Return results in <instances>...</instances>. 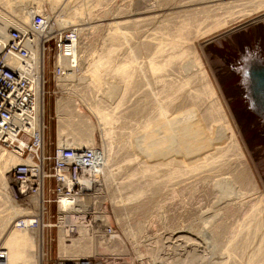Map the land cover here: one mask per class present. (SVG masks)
<instances>
[{
  "label": "rangeland",
  "instance_id": "374dc122",
  "mask_svg": "<svg viewBox=\"0 0 264 264\" xmlns=\"http://www.w3.org/2000/svg\"><path fill=\"white\" fill-rule=\"evenodd\" d=\"M53 1L55 2V4L53 3ZM130 1L131 0H57V3L55 0H8V2L6 0H0V16H9L15 20L16 24L20 26H22V24L26 22L18 20V18L15 16H17V13L18 15L21 13V9H23V5L26 3H28L29 5L33 4V7L37 5L35 7L36 10L40 9L41 7H47L56 10L55 12H58L60 10L64 12L66 11V13L75 12L74 16L76 17L74 19V23H78L81 28H84V32H81V55L83 57L80 60V69L78 73H76L74 76L71 75L72 77L67 81H62V83H60L61 89H57L54 86L51 75L52 65L51 63H49V53L46 54L47 66L45 74L47 82L45 84L46 127L44 153L49 156L53 154L55 146L58 142L59 131H65V133L69 134L70 130H73L75 133L83 136L87 132H91L93 134V142L91 146L100 148L103 155L104 164L103 173H99V177H101V189L97 190L98 187L95 189V196L97 197L94 196L95 198L91 202H94V204L89 206L92 215L87 218L89 221L92 218V221L90 223L93 224L94 229H91V227H87L85 225H81V222H84V220L82 221V219L80 220L76 216L69 217L67 211L71 207V204L69 206L65 204L61 205L59 223L57 204L55 201L50 200L45 202L46 212L44 220L46 223H51V225H46L45 227L43 226L44 228L41 227L39 231L26 229H22L23 231H20L19 229L21 228L19 227L15 229L16 224L14 223V221L17 219V217L21 216L24 213L19 207L23 208L24 205L29 202V200H27V198H18L12 191L13 182L11 173L14 169V166H16L18 162L9 170L3 169V163H1L0 264H59L61 258L79 261L86 260L87 262H89L88 264H217L215 262L218 260L217 256L221 255L223 251H226V246L228 248L230 247L229 245L232 244V246H234V250L232 246L228 248V250L231 249V254L235 252L233 256L234 258L236 257V263L234 264H246L248 261L252 262L250 264H264L263 257L262 260H253L251 258L249 260V255H251V253L254 252L257 247H260V245H264V239H262V237L264 238V227L262 226L257 228L258 226L256 227V225H251V227L255 226L257 230H255V227V229H251L250 227L249 230V226L248 228H246L249 221H247V223L243 222L244 218L247 216L246 213L249 212L246 206L249 205L250 201L256 199L257 196L263 193L262 190H264V183L258 177L259 175L253 162V157H251V151L250 149H248V144H245V142L247 143V141L243 140L240 134L241 132L239 128L236 127V123L234 121L233 125L235 127L237 135L241 140L242 145L244 146L246 155L249 161L251 163L253 162L252 166L258 180L259 191L257 189V191L245 190L244 192V189L240 188L239 190V188L236 187V189H234V193L238 192V195L240 194L239 200H232V202H230L229 204H226L225 202L217 203L220 188L215 185L218 181H222L225 177H229L230 174L227 173H231L233 166L235 165L234 163H236L235 161L238 162L237 153L231 145L232 141H230V136L227 133H222V124L221 122L218 123V121L214 123V126L216 129L221 131L223 136H225L222 137L221 140H218L225 143L227 147L230 145V148H227V150L229 149V151L226 150V154H224V157L229 160H224L225 163L222 169L215 173L199 175V177L197 174H195L197 175L196 177L195 175H190V177H188L185 173L183 174L182 170L179 174H177L176 177V174L171 171V167H165L166 169L163 168L164 164L161 163L163 162V160L162 158H160L161 156L159 157V150L161 147V139L163 136L162 130H164L166 126L163 122L158 124V126L156 124L158 122V120L156 119L159 114L158 110L160 111L159 107L162 98L159 97L161 95L155 94V96H158V98L156 97L155 99V96H153V94H147L148 91H145V84L147 81L144 80L148 76L146 74H150L147 73V60L148 57L150 58L151 56L150 51L145 50L146 48L142 44L143 39H145V36L147 35V33L145 32L146 28L144 27L143 23H141V25L136 28L135 26L130 25V22H127V25L122 24L124 26H120L121 29H117L112 26V23L115 22L116 18L121 17L119 20L122 21L123 19L125 21H129L131 20V18L134 19L136 17V12L142 13L150 5L157 4L158 0H135L136 2L138 1V4L140 2L138 6L139 9L138 7H135V2L134 8H132L130 6ZM245 4L249 6V2ZM245 4H243L244 6L239 5L237 7L243 6L246 8ZM11 7L13 9L16 8V11L11 10ZM130 7L132 8L130 10L131 13H128L130 12ZM236 10L237 12L239 11L238 8H236ZM236 10L235 14L237 13ZM253 10L248 9L246 10V13L244 12V14L236 16V18H231L229 21H227L228 23L222 25V27L220 26V28L218 27L216 28V30L213 29V31H210L209 33L201 36L200 43L214 39L216 38V36L219 37L220 35L226 33V31L234 29L245 23L256 21L258 19L264 20V6L255 8L254 11ZM242 12L243 10L240 11L239 14ZM126 15L129 16L127 17ZM109 22L111 23L110 25H108ZM125 27L127 28L125 29ZM113 28L114 31L121 30V32H125L127 30L128 32H125V37L129 38L128 40H126L128 42L122 43L123 45H120L119 47H117L114 42H111L109 40V34L111 33L110 30H113ZM122 40L124 39L122 38ZM198 46L200 48L199 44ZM247 49L248 50L244 51L240 49L241 51H243V53L239 54L240 56L234 59L236 61V64L240 63L241 58L243 60V65H246L248 61H252L254 56H256L255 54H252V52H250L251 50L249 48ZM263 49V46L257 48V52L259 53L257 55H261L260 53H263ZM243 54H248V57H243ZM203 58L212 76V80L214 81L218 93L223 99L225 107H227L225 100L227 101L228 97L225 95L226 92L224 89V85H222L221 83L222 79L220 80L219 76L215 74V69L213 68L214 66L209 61L208 57L205 55ZM244 61H246V64ZM117 62H119L118 68L122 74L124 73L125 75H127L128 73L131 74L132 72V75L128 74L125 79L124 76L121 75L123 76L121 77L123 80L122 83H119L122 86V92L119 96V99L115 97L117 96V94L113 90V84L118 80L117 75L113 74L114 66ZM121 62H126L127 65L126 63L125 65H122ZM101 68H105L107 72L100 87L96 90V88L92 87L93 84L92 82L90 83V81L92 80L88 75L90 73L97 72ZM256 68L260 69L263 68V66H260L259 64H256V66L254 67L252 66L248 74L250 75L251 72H253ZM137 82L140 83V86ZM135 85H137V87L139 86V88H135ZM195 86L196 85H194L193 87ZM198 90L200 89H197V91L195 92V96H197L198 98H200L199 96L203 97L201 94L203 91ZM187 93L189 94L188 91L179 94V100H176V104L173 105V111L177 109L178 103L180 104V102L187 101ZM83 95L87 97L91 95L90 98H92V109L84 102L81 103V108L84 115L82 117L72 116L71 118L73 120V123H71L72 125H68L66 120H70L71 118L66 116L65 113L72 108V101H81L82 98L80 97H82ZM123 99L126 101L121 102L123 101ZM138 100H140L144 104L138 102ZM116 101H120V104H117ZM101 102L103 103L101 104ZM200 102L196 99L195 103L197 107H199ZM121 104L122 106H120ZM145 104L146 106L144 108ZM253 105H255L253 109L251 107L250 108L259 117H262L263 114L257 110L258 107L256 104H254V101ZM110 106L112 108H110ZM137 106L139 107L137 108ZM134 109L137 110L138 114ZM116 110L117 113H114L116 112ZM132 111L134 112V115L132 114ZM149 113L153 114L150 115ZM177 116L180 117L179 114ZM140 117L142 120L140 119ZM146 117H148L149 119ZM149 120L151 121V123H148L150 122ZM144 121L145 123H143ZM151 125L155 126L153 127ZM66 128H68L69 130ZM69 136H71V134ZM84 144H87V142ZM151 144L155 147V149L156 147L157 149H159V153L156 151L157 149L154 150V147ZM9 152L12 153L11 151ZM230 161H233V163H231ZM51 165L52 159L46 158L44 161V169L47 173L51 172ZM180 174L182 177L180 176ZM44 181V197L52 198L54 194L50 189L54 187V178L51 175H45ZM128 184L129 186H131L130 189H128L129 186L126 187ZM119 185L125 186V188L121 190L122 192H125V194L121 192L122 194L119 196L124 195L126 197V194L129 192V190H131V194L135 196L134 197L132 195V197H134L135 199L133 198V200L125 203L122 206H116L114 203H112L111 196L113 192L111 191L115 190ZM125 189H127V191ZM241 190L243 192H241ZM90 201V198H85L81 201V203L87 202L84 203L86 205ZM84 215H87V213L83 214V218ZM101 218H104V222H106L107 225L111 226L110 229H113V234L108 233V228H106L108 230V234H105V232L99 228L98 224L102 222ZM57 223H59V225H57ZM87 225L90 226V224L88 223ZM205 225L206 228L210 225L216 228L213 229L214 245L212 244V246L215 247V251L213 250L206 253V255H209V259L208 257L198 259L187 249V247H190V241L187 243L186 247L185 242H182L185 238H183L184 236L180 234L188 236V234L193 232L192 234L196 233L197 235L199 232H202V230L205 231ZM67 230L70 234L68 236H66ZM85 232H87V234H85ZM87 236L92 237L93 244L94 246H96L95 248H97L99 245L102 247L103 253H85L83 244L79 243L77 240H79L80 237V240H84L83 237L86 238ZM59 238H63L66 240L60 242ZM5 240L7 243L5 242ZM23 251L25 254L23 253ZM21 253H23L24 255H21ZM21 257H23V259H21ZM224 258L225 256H223V259ZM232 263L233 261L228 264Z\"/></svg>",
  "mask_w": 264,
  "mask_h": 264
},
{
  "label": "bare ground",
  "instance_id": "6f19581e",
  "mask_svg": "<svg viewBox=\"0 0 264 264\" xmlns=\"http://www.w3.org/2000/svg\"><path fill=\"white\" fill-rule=\"evenodd\" d=\"M6 1L8 2V0ZM55 1L57 2V0ZM130 2H131L130 6L132 8H134V2H135V7H138L140 4V2L138 4V1L136 2L135 0L133 1L131 0ZM248 2H249V6L245 4ZM53 3L55 4L54 1ZM26 4L29 5L28 3ZM243 4L246 5V8L243 7L244 6ZM24 5H23V9H21V13L19 15L17 13V16L15 17H17L18 20L22 22H27L29 17L31 16L30 14L32 13V11L36 10L35 7L37 5L35 7L32 6L33 4L29 6L26 5L27 7ZM239 5H243V6L237 7ZM262 6H264V0H158L157 4L150 5L142 13L136 12V17L134 19L131 18V20L129 21L128 20L125 21L123 19L122 21V20H119L121 18L120 17V18H116L115 22L113 20L114 23H112L113 24L112 26L117 29L120 28V26H124L122 24L127 25L126 24L127 22H130V25H133L136 28L139 27L141 23H143L144 27L146 28L145 32L147 33V35L145 36V39H143L142 44L146 48L145 50L150 51L151 56L150 58L148 57V60H147V70H148L147 73H150V74H146L148 76L144 80V81H147L145 84L146 86L145 91L147 90L149 92V93L147 92V94H153V96H155V94L161 95L159 97H161L162 100L161 102L159 100L161 104L159 107L160 111L158 110L159 114L156 119L158 120V122L156 124L158 126V124L163 122L166 126V128L165 129L163 128L164 130H162L163 136L161 140L163 143L159 140L161 142L160 150L157 149V147H156L157 149L156 150L155 147L152 144L151 145L154 147V150H156L157 152L158 150L160 151V155L158 154L159 152L157 154L159 155V157L161 156L160 158H162L163 160V162H161L164 164L163 168L171 167L170 169L174 174H176L175 175L176 177H177V174H179L182 170H183L182 171L183 174L185 173L188 177H190V175L193 176L195 174H197L199 177V175L211 174V173H215L219 171L220 169H222V167H224L223 165L225 161L227 160L224 157V154H226L225 152L227 148H230L229 147L230 145L227 147L225 143L219 141L218 139L221 140L222 137H225L223 136V134H226V133L229 134L230 139H231L230 141H232L231 145L236 150V153H237L238 162L235 161L236 163H234L235 165L233 164L234 166H233L232 172L227 173V174H230V176L225 177L222 181H218L217 184L215 185L220 188L217 203L225 202L226 204H229L230 202H232V200H239L240 194L238 195V192L234 193V189H236V187L239 188V190L240 188L244 189V192L245 190L246 191L247 190L257 191V189L259 188V185H258L256 174L252 166L253 162L256 166L259 179L264 183V49L262 51L263 53H260L261 55H257L259 54L257 52V48L262 47V46L264 48V20L258 19L256 21L245 23L234 29L226 31V33L220 35L219 37L216 36V38L208 40L203 43H200V37L205 35L206 33H209L210 31H213V29L216 30V28L218 27L220 28V26L222 27V25H225L226 23H228L227 21H229L231 18H236V16L244 14V12L246 13V10L248 9L255 10V8H259ZM131 7L129 11L132 9ZM236 8H238L239 10L238 12ZM15 9L11 7V10L16 11ZM42 9H46L47 15H55V21L57 22L58 25H62V26L76 25L78 32H79L78 48H77V54H76V59H77L76 65L71 66L69 62L64 64V68H65L64 74L56 76L55 87L57 89L58 88L61 89L60 83H62V81H67L68 79H70L72 76L78 73L80 69V60L83 57L81 55L82 53L81 32L82 33L84 32V28H81L78 23H74L75 21L74 19L76 17L74 16L75 12L66 13V11L64 12L61 10L58 12H55L56 10H53L52 8H47V7L46 8L41 7L40 9H37V10H42ZM235 10L238 13V15L237 13L235 14ZM242 10L243 12L239 14V12ZM135 11H136V8H135ZM128 13H131V11ZM126 16L128 17L129 15H126ZM110 22L108 25L111 24ZM12 25L14 26L18 24H16L15 20L9 16H4V15L0 16V43L5 42V39L7 37V33H6L7 29ZM114 28L113 30L112 29L110 30L111 33L109 34V40L111 42H114V44H116L117 47H119L120 45H123L122 43L128 42L126 40H128L129 38L125 37L126 36L125 32L127 30L125 32H121V30L114 31ZM126 28L127 27H125V29ZM122 38L124 40H122ZM198 44L200 45V48ZM247 48L251 50L250 52H252V54L256 55L254 56L252 60L254 63L252 61H248V63L246 64V61H244L246 65H243L242 63L243 60L240 58V63L236 64V61L234 59L240 56L239 54H242L244 50H248ZM240 49H242L243 51H241ZM203 55L204 56L206 55L208 57L209 61L214 66L212 67L215 69L214 71L215 74L219 76L220 80L222 79L221 83L222 85H224V89L226 92L225 95L228 97V100L227 101L225 100L227 107H225L223 99L218 93V90L214 84V81L212 80V76L209 72V69L204 61ZM247 55L243 54L242 56L248 57ZM119 62L115 64L114 70H113L114 72L113 74H116L118 78V80L113 84V90L117 94V96L115 97L118 99L122 92V89H121L122 86L119 84L120 82L122 83V80H123L121 77L124 76V79H125L126 76L130 74L128 73V71H127L128 74L126 73L127 75H125L124 73L122 74L119 71V68H118ZM125 63H122V65L123 64L125 65ZM256 64L263 66V68H260V69L256 68L249 75L248 74L249 70L252 68V66L253 67L256 66ZM106 72L107 70L105 68H101L97 72L90 73L88 76L91 78L92 81H90V83L92 82L93 86L92 85H89V86H92L96 88L97 90V88H99L101 83L103 82L104 77L106 76ZM130 75H132V72ZM248 75H249V80H248ZM138 84L140 86V83ZM194 85L196 86L193 87ZM135 86H136L135 88H139V86L138 87L137 85ZM197 89H200L203 91V92L201 91L202 92L201 94L203 97L199 96L200 98H198L197 96H195V92L197 91ZM185 91L189 92V94L187 93L188 94L187 101L180 102V104L178 103L179 105L177 104L178 106L177 109L173 111L174 110L173 105L176 104V100H179L178 99L179 94ZM90 96L87 97L83 95L82 97H80L82 98L81 101L79 100L80 102L78 100L72 101V108L69 111H67L68 113L66 112L65 115L68 116L69 118H71L72 116L82 117L84 114L81 108V103L84 102L92 109V105H91L92 98H90ZM156 97L158 98V96H155V99ZM196 99L199 102L201 101L199 107L196 106V103H197V102L195 103ZM120 101H116L117 104H120ZM124 101L126 100L123 99V101L121 102H124ZM253 101H254V104H256L258 107L257 110L263 114L262 116L263 118L259 117L252 110L253 107L255 106L253 105ZM116 102H115V105H116ZM138 102L142 103L140 100H138ZM102 103L103 102H101V104ZM122 104L120 106H122ZM139 106H137V108ZM145 106L146 104L144 105V108ZM45 107L46 106L43 107V104L42 106H40V109L36 113V118H35V124H37V121L39 122L38 126H39L40 133H42L43 142L45 140V130H43V128L45 127L43 124L45 123V126H46ZM110 108L112 107L110 106ZM229 111L231 114L229 113ZM114 113H117V110ZM132 114L134 115V112ZM178 114L180 115V117L177 116ZM67 120L66 122L68 123V125L73 123L72 118L70 120L69 119ZM114 121H115V118H114ZM217 121L218 123L221 122L222 124L221 131L223 134L221 133L220 130L216 129L214 126V123ZM233 121L236 123L235 124L236 127L239 128L241 132L240 134L243 140L247 141V143L245 141L244 142L245 144H248L247 145L248 149H250L251 151L250 152L251 157H253V160H254V161L252 160L253 161L252 163L249 161L246 155V152L244 150V146L242 145L241 140L236 133L235 127L233 125ZM115 123H118V122H115ZM143 123H145V121ZM148 123H151V121ZM58 134H59L58 142H57L58 145H88V146H91L93 142V134L91 132H87L84 136L75 133L73 130L72 131L70 130L69 134L65 133V131L64 132L59 131ZM70 134L71 136H69ZM160 135H159V138H160ZM86 142L87 144H84ZM92 147H94L97 153V157H98L97 164L95 165V168L90 171L89 177L85 181L86 186L84 188V191L80 195L76 196L73 199L69 198L68 196H64V195L60 196L59 201H58V207H57L58 215H59L58 222L60 218L61 205L65 204L69 206L71 204V207L67 211V214L69 215V217L76 216L80 220L81 219L82 221L84 220V222H81V225H85L87 227H91V229H94L93 224L90 223L92 221V218L90 219V221L87 218H89V216L92 215L89 206L94 204V202L93 203L91 202L93 201L95 197H97L95 196V189L97 187H98L97 190L101 189V184H100L101 177H99V173L100 172L103 173L104 164H103V155H102L100 148L95 147V146H92ZM9 151H11L12 153H10ZM227 151H229V149ZM19 157H20L19 154L15 153L12 150L6 149L0 145V164L3 163V166H4L3 169L9 170L17 162L21 161V157L20 158ZM231 163H233V161ZM38 165L34 164L33 168L36 170H33V173L39 175V179H38L39 180V190L37 193L30 195L29 202L26 203L23 208L19 206L18 207L24 212L22 215H26L24 216V218L27 219V221L30 220L31 214H34V215L38 214L40 218V223L38 226H35V227H30L29 225L19 227L21 228L19 229L20 231H23L22 229L39 231L41 227L47 224L44 220V215H45V204L43 203L44 190L42 187L43 181H41V176L43 175L44 170L41 169V165H40V168H38ZM197 175H195V177ZM37 178L38 177H36V179ZM128 186L129 184L126 187ZM124 188H125L124 185L123 186L119 185L116 187L115 190L111 191L113 192L111 196V200H112V203H114L116 206H122L125 203H128L129 201L133 200V198L135 197L133 194H131V190H129V192L126 194L127 195L126 197L124 195H122L124 197L119 196L122 193L125 194V192L121 191ZM130 188L131 186H129L128 189ZM125 190L127 191V189ZM262 191L263 193L261 195L257 196L256 199L250 201L249 205L246 206L249 212L246 213L247 216L244 218L243 222L247 223V221H249L246 226V228H248L249 226L248 228L249 230H250L251 225H256V227L258 226L257 228L262 227V226L264 227V203H263L264 202V190ZM241 192L243 191L241 190ZM132 195L134 197H132ZM85 198L91 199V201L86 205L84 203H87V202L81 203V201ZM83 212L87 213V215H84V218H83V214H86V213H83ZM101 221L102 222L98 224L99 228L103 230L105 234H108V233L113 234V229L112 230L109 229V232L106 229L108 225L106 222H104V218L103 219L101 218ZM59 223H57V225H59ZM87 223L90 224V226L87 225ZM48 224L51 225V223H48ZM210 226L206 228V225H205V228H206L205 231L202 230V232H199V233L197 232L198 233L197 235L196 233L192 234L193 232L188 234V236L180 234L184 236L183 238H185L182 242H185L186 247H187V243L190 241L191 243L189 244L190 247L189 248L187 247V249L189 252L194 254V256L197 257L198 259L207 258L209 256V255H206L207 252L209 251L211 252L213 250L215 251V247L212 246V244L214 245V239H213L214 230L213 229L215 227H213L212 225ZM15 227H16L15 229H17L16 225ZM254 227H251V229ZM257 228L255 230H257ZM96 231H99V230H96ZM66 232H67L66 236L70 235L68 230ZM85 234H87V232H85ZM83 238L84 240H80L81 239L80 237V239L77 241L83 244L85 253L86 252L88 253L96 252L97 254H101V252L103 253L102 247L100 245L97 248H95L96 246H94L93 244L92 237L87 236L86 238L85 237ZM262 239L264 238L262 237ZM65 240L66 239L59 238L60 242L65 241ZM71 241H75V240H71ZM232 245H229V246L231 247ZM228 248L226 246V251L225 252L223 251L221 255L217 256L218 260L215 261L217 264H228L232 261H233L232 264L236 263V257L234 258L233 256L235 252L231 254L230 253L231 249L228 250ZM232 248L234 250V246H232ZM23 253H21V255ZM104 253H107V252H104ZM223 256H225L224 259H223ZM23 257H21V259H23ZM262 257L264 258V245L263 246L260 245V247H257V249H255L254 252H252L251 255H249V260L250 258L253 260H256V259L262 260ZM248 262L246 264L252 263L251 261H248ZM88 263L89 262H87L86 264ZM74 264H76V262Z\"/></svg>",
  "mask_w": 264,
  "mask_h": 264
},
{
  "label": "built area",
  "instance_id": "2783aa9c",
  "mask_svg": "<svg viewBox=\"0 0 264 264\" xmlns=\"http://www.w3.org/2000/svg\"><path fill=\"white\" fill-rule=\"evenodd\" d=\"M30 15L22 26H10L5 42L0 43V145L22 158L11 173L13 193L29 200L30 195L38 192L39 175L33 173L36 170L33 166L39 164L38 168L41 165L44 170L41 176L44 191L45 175L54 178V187L50 189L54 195L44 197L43 203L53 200L58 207L61 195L73 199L84 191L98 157L94 147L88 145L57 144L51 156L44 153L45 140L35 118L40 106H46V54L49 53L55 86L56 76L64 74V64L76 65L79 32L76 25H58L55 15H47L46 9L34 10ZM46 158L52 159L50 173L44 169ZM24 216L14 221L17 227L39 225L38 214H31L29 221ZM60 260L59 264L87 263Z\"/></svg>",
  "mask_w": 264,
  "mask_h": 264
}]
</instances>
